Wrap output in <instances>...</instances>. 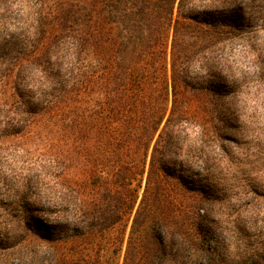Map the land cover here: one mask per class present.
<instances>
[{
    "label": "trees",
    "instance_id": "trees-1",
    "mask_svg": "<svg viewBox=\"0 0 264 264\" xmlns=\"http://www.w3.org/2000/svg\"><path fill=\"white\" fill-rule=\"evenodd\" d=\"M262 28L264 0H0V264L128 223L122 264H264V171L221 177L227 48Z\"/></svg>",
    "mask_w": 264,
    "mask_h": 264
},
{
    "label": "rangeland",
    "instance_id": "rangeland-1",
    "mask_svg": "<svg viewBox=\"0 0 264 264\" xmlns=\"http://www.w3.org/2000/svg\"><path fill=\"white\" fill-rule=\"evenodd\" d=\"M232 37L226 54L231 66L228 73L237 89L240 87L244 91L239 99L242 101L240 104L245 103L246 115L244 113L240 116L237 122L238 142L230 143L233 159L230 164L227 163L231 171L221 175L228 186L234 182H247L246 176L259 178L264 171V143H259V138L264 135V29L241 38L236 35ZM129 229L130 223L127 224L125 236L124 227L121 226L104 230L96 237L94 245L89 240L68 243L59 250V254L69 256V264H85L87 261H95V264H122ZM30 237L36 239L34 234ZM124 237L121 246L120 240ZM19 256V253H13L8 264H19Z\"/></svg>",
    "mask_w": 264,
    "mask_h": 264
}]
</instances>
